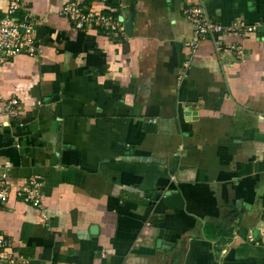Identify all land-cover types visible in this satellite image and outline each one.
<instances>
[{
  "label": "crops",
  "instance_id": "obj_1",
  "mask_svg": "<svg viewBox=\"0 0 264 264\" xmlns=\"http://www.w3.org/2000/svg\"><path fill=\"white\" fill-rule=\"evenodd\" d=\"M65 1L21 0L44 52L0 62V233L27 264H264V0H106L113 35ZM194 5L256 26L240 58L192 50Z\"/></svg>",
  "mask_w": 264,
  "mask_h": 264
},
{
  "label": "built area",
  "instance_id": "obj_2",
  "mask_svg": "<svg viewBox=\"0 0 264 264\" xmlns=\"http://www.w3.org/2000/svg\"><path fill=\"white\" fill-rule=\"evenodd\" d=\"M1 1H4L5 5L0 10V62L18 54L31 58L41 56L44 48L36 37L33 21L27 16L17 18V13L22 7L21 0ZM106 5V0H67L61 5L59 14L76 29H98L111 35L123 33L122 18L111 14ZM183 17L194 26V36L190 43L194 52L203 40L209 38L216 53H228L240 58L243 52L242 45L238 42H226L221 35L224 33L244 35L256 29V26H247L242 20L233 21L228 26L216 23L207 16L201 5L184 9ZM14 104L13 100L10 101L5 107V112L16 116L12 109ZM10 166L9 162H5L0 167V210L7 203L11 193L6 182ZM13 192L21 202L41 209L40 185L35 178H30L26 184L17 187ZM0 264H27V259L14 249L13 242L2 233Z\"/></svg>",
  "mask_w": 264,
  "mask_h": 264
},
{
  "label": "water",
  "instance_id": "obj_3",
  "mask_svg": "<svg viewBox=\"0 0 264 264\" xmlns=\"http://www.w3.org/2000/svg\"><path fill=\"white\" fill-rule=\"evenodd\" d=\"M130 25H131V18L125 21V23H124V30L125 31H128L129 28H130Z\"/></svg>",
  "mask_w": 264,
  "mask_h": 264
}]
</instances>
